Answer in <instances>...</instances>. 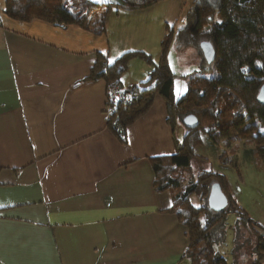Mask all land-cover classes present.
<instances>
[{"label":"crops","instance_id":"obj_1","mask_svg":"<svg viewBox=\"0 0 264 264\" xmlns=\"http://www.w3.org/2000/svg\"><path fill=\"white\" fill-rule=\"evenodd\" d=\"M193 2L114 6L99 36L76 25L10 19L0 0V264H190L183 259L186 228L168 212L170 193L154 191L149 161L173 155L184 128L178 137L156 95L121 144L106 125L105 82L85 78L98 54L113 63L141 52L157 63L166 27L179 18V30ZM152 69L130 59L119 88L145 82ZM252 148L245 140L214 145L203 135L195 154L217 162L211 171L264 233V168L254 165ZM223 154L238 173L220 162ZM251 179L258 188L243 189ZM230 235V264H248L254 238L236 228ZM240 237L249 253L236 246ZM225 241L220 233L221 255Z\"/></svg>","mask_w":264,"mask_h":264},{"label":"trees","instance_id":"obj_2","mask_svg":"<svg viewBox=\"0 0 264 264\" xmlns=\"http://www.w3.org/2000/svg\"><path fill=\"white\" fill-rule=\"evenodd\" d=\"M156 0L141 2L96 3L90 0H4L2 12L10 19L30 22L41 20L52 24L76 25L95 35H103L106 19L112 7L135 9ZM172 28L166 27L160 43L157 63L144 53H126L113 63L98 54L85 80H103L106 85V125L121 144L126 143V128L145 115L156 95L168 111L172 128L193 115L198 120L195 129L183 128L185 134L176 141L175 153L151 158L155 192L168 191L172 206L168 210L185 226L188 245L183 259L190 264H227L215 249L225 217L234 215L237 227H243L254 238L252 264L264 260V243L258 225L252 222L233 200L223 176L205 167L195 169V148L206 135L212 144L218 141L245 140L252 144L251 155L257 168H264V103L257 99L264 85V0H194L187 10L176 35V44L192 45L204 62L202 44H209L214 59L208 64L209 75L191 72L186 78V92L174 95V74L168 62V52L175 40ZM139 57L153 66L148 79L130 89V104H112L108 99L111 84L120 87V78L128 61ZM205 70V69H203ZM120 89V88H119ZM121 90V89H120ZM222 164H229L238 173L234 159L223 154ZM206 166V165H205ZM218 184L227 198L222 211L209 208L207 198L212 184ZM196 196L198 205L190 202ZM218 235H217V230ZM239 229L238 231L239 233ZM239 238V235H238Z\"/></svg>","mask_w":264,"mask_h":264},{"label":"rangeland","instance_id":"obj_3","mask_svg":"<svg viewBox=\"0 0 264 264\" xmlns=\"http://www.w3.org/2000/svg\"><path fill=\"white\" fill-rule=\"evenodd\" d=\"M92 2H96V3H120L123 4L125 3V1H131V2H141V1H145V0H90ZM170 25V28H172L173 30V34L175 35V40L171 45V50L174 52V55H170L168 54V61L171 62L169 63L170 65H172V72L174 74V93H177L175 95L176 98L181 97L182 95H184V93L186 92V82H187V78L186 76L189 75L192 71H193V67L197 64V69H195L196 73H202L203 75H209V71H208V64H206V62L203 61L198 49H196V47L194 46H190V45H182V44H176V35L178 34V30H176L178 28V26L180 25V20L179 18H177V20L175 21V28L173 29V27H171L172 25ZM195 52V53H194ZM197 62V63H196ZM205 69V70H203ZM183 90V91H182ZM182 91V92H180ZM183 124H180L179 122L177 123V125L175 126V131H176V135L178 137L181 136V130H182ZM200 146V145H199ZM199 146H197L199 148ZM196 147V148H197ZM195 148V151L197 150ZM206 165V166H205ZM203 164L200 161H195L194 163V168L195 169H201L203 167H207L208 169L214 171L213 165L216 168H218L217 166V162L216 163H208V164ZM206 168V169H207ZM251 187L254 190H256L258 188V181L257 180H249L245 187ZM191 203L196 204L197 203V199L195 196L191 197ZM238 221H236L235 217L232 214H229L225 217L224 220V224L223 226H221V234L224 233V236L226 237V241L224 242V244L218 249L221 251L222 255H226V253L228 252V255H226V258L230 264V248L229 245L231 243V235L230 233L233 232V229L236 228L237 229H241L243 232L246 231L245 229H243V227H237ZM227 235V236H226ZM237 237V236H236ZM228 239H230V241H228ZM236 240H238V238H235ZM242 240V238L240 237V239L237 241L236 246L238 247L240 244V250L244 253H249V249H250V242L248 240H243L242 244L240 243ZM255 256H251L250 259H248L247 263L250 264L252 263V258H254Z\"/></svg>","mask_w":264,"mask_h":264},{"label":"water","instance_id":"obj_4","mask_svg":"<svg viewBox=\"0 0 264 264\" xmlns=\"http://www.w3.org/2000/svg\"><path fill=\"white\" fill-rule=\"evenodd\" d=\"M202 53L205 61L210 63L214 59V51L209 44H202ZM257 99L264 103V85L260 88ZM185 128L195 129L198 126V120L193 115H188L182 120ZM227 198L223 194L218 184H212L209 190L207 205L209 208L222 211L227 207Z\"/></svg>","mask_w":264,"mask_h":264},{"label":"built area","instance_id":"obj_5","mask_svg":"<svg viewBox=\"0 0 264 264\" xmlns=\"http://www.w3.org/2000/svg\"><path fill=\"white\" fill-rule=\"evenodd\" d=\"M108 99L112 104H130L131 93L129 90H120L115 84H111L108 89ZM261 241L264 243V233L261 234Z\"/></svg>","mask_w":264,"mask_h":264},{"label":"snow or ice","instance_id":"obj_6","mask_svg":"<svg viewBox=\"0 0 264 264\" xmlns=\"http://www.w3.org/2000/svg\"><path fill=\"white\" fill-rule=\"evenodd\" d=\"M112 61H109V63H111Z\"/></svg>","mask_w":264,"mask_h":264}]
</instances>
